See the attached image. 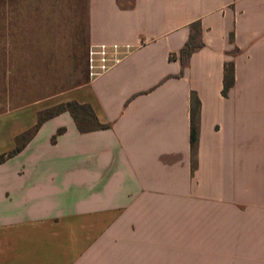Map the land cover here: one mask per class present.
<instances>
[{"label": "crops", "instance_id": "obj_1", "mask_svg": "<svg viewBox=\"0 0 264 264\" xmlns=\"http://www.w3.org/2000/svg\"><path fill=\"white\" fill-rule=\"evenodd\" d=\"M195 21L204 46L183 69ZM88 36L133 53L0 113V154L61 102L111 124L81 132L64 112L0 164V264H264V0H88Z\"/></svg>", "mask_w": 264, "mask_h": 264}, {"label": "rangeland", "instance_id": "obj_2", "mask_svg": "<svg viewBox=\"0 0 264 264\" xmlns=\"http://www.w3.org/2000/svg\"><path fill=\"white\" fill-rule=\"evenodd\" d=\"M88 0H0V113L89 79Z\"/></svg>", "mask_w": 264, "mask_h": 264}, {"label": "trees", "instance_id": "obj_3", "mask_svg": "<svg viewBox=\"0 0 264 264\" xmlns=\"http://www.w3.org/2000/svg\"><path fill=\"white\" fill-rule=\"evenodd\" d=\"M191 32L189 39L181 48L179 56L183 69L188 64L192 54L204 46L201 37L202 25L200 21H195L190 26ZM233 36V35H232ZM175 56L174 54L172 55ZM183 71L180 75H182ZM235 85V65L233 62H227L225 65L224 88L223 95L228 96L229 91ZM70 112L73 116L78 129L81 132H90L93 130L110 128L111 124H103L99 121L93 107L88 103H80L77 100H70L49 106L38 112L37 123L16 137L17 145L15 148L0 154V164L9 158L17 155L23 150L27 143L35 136L41 126L48 120L64 113ZM201 100L196 92L191 95V126H192V158L193 169L197 166V150H198V134L200 124ZM64 128H60L53 136V142L56 137L64 132Z\"/></svg>", "mask_w": 264, "mask_h": 264}, {"label": "built area", "instance_id": "obj_4", "mask_svg": "<svg viewBox=\"0 0 264 264\" xmlns=\"http://www.w3.org/2000/svg\"><path fill=\"white\" fill-rule=\"evenodd\" d=\"M128 44L92 43L87 50V72L91 80L107 73L133 53Z\"/></svg>", "mask_w": 264, "mask_h": 264}]
</instances>
